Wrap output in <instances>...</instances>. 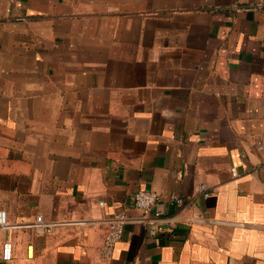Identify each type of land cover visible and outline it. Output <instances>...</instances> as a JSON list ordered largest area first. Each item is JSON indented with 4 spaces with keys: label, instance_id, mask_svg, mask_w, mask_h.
Segmentation results:
<instances>
[{
    "label": "crops",
    "instance_id": "crops-1",
    "mask_svg": "<svg viewBox=\"0 0 264 264\" xmlns=\"http://www.w3.org/2000/svg\"><path fill=\"white\" fill-rule=\"evenodd\" d=\"M0 208V264H264V0H0Z\"/></svg>",
    "mask_w": 264,
    "mask_h": 264
},
{
    "label": "built area",
    "instance_id": "built-area-1",
    "mask_svg": "<svg viewBox=\"0 0 264 264\" xmlns=\"http://www.w3.org/2000/svg\"><path fill=\"white\" fill-rule=\"evenodd\" d=\"M205 186H201V190L204 191ZM207 195V194H206ZM133 206L141 210L145 215H149L152 209L156 206L159 196L157 193L152 191H138L133 196ZM179 204L183 203L181 199H176ZM127 221L125 213H118L112 217L109 222L107 233L105 236L104 243L101 247V257L104 260H108L113 256L116 244L122 239L124 234V228ZM37 229H41L44 232L50 233L54 227L52 223H45L42 217H37L36 224L34 225ZM0 228L10 229L12 226L8 221L7 211L0 208ZM2 260L10 262L14 257V247L10 239L6 240L2 245L1 251Z\"/></svg>",
    "mask_w": 264,
    "mask_h": 264
}]
</instances>
